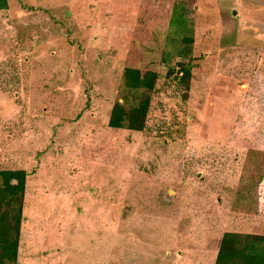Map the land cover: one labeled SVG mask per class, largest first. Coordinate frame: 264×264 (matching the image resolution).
Segmentation results:
<instances>
[{
    "label": "rangeland",
    "instance_id": "rangeland-1",
    "mask_svg": "<svg viewBox=\"0 0 264 264\" xmlns=\"http://www.w3.org/2000/svg\"><path fill=\"white\" fill-rule=\"evenodd\" d=\"M125 68L158 76L143 132L108 127ZM4 169L17 264H214L264 235V0H0Z\"/></svg>",
    "mask_w": 264,
    "mask_h": 264
},
{
    "label": "trees",
    "instance_id": "trees-1",
    "mask_svg": "<svg viewBox=\"0 0 264 264\" xmlns=\"http://www.w3.org/2000/svg\"><path fill=\"white\" fill-rule=\"evenodd\" d=\"M174 20L183 22V13H176ZM167 72V77L173 73ZM182 73L179 83L186 84L191 72L184 67ZM157 81L156 73L142 75L138 69L125 68L108 127L143 132L151 100L161 90ZM132 98L135 103L130 102ZM26 177L24 170H0V264H17ZM214 264H264V235L224 233Z\"/></svg>",
    "mask_w": 264,
    "mask_h": 264
},
{
    "label": "water",
    "instance_id": "water-1",
    "mask_svg": "<svg viewBox=\"0 0 264 264\" xmlns=\"http://www.w3.org/2000/svg\"><path fill=\"white\" fill-rule=\"evenodd\" d=\"M233 14H235V13H233Z\"/></svg>",
    "mask_w": 264,
    "mask_h": 264
}]
</instances>
